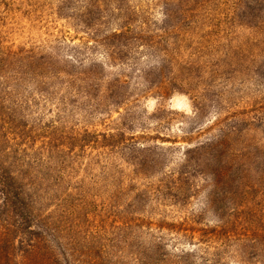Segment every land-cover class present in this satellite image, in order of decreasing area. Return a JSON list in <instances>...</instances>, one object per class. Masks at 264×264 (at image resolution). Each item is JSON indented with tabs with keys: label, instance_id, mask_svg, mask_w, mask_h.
I'll return each mask as SVG.
<instances>
[{
	"label": "trees",
	"instance_id": "16d2710c",
	"mask_svg": "<svg viewBox=\"0 0 264 264\" xmlns=\"http://www.w3.org/2000/svg\"><path fill=\"white\" fill-rule=\"evenodd\" d=\"M156 1L159 20L134 0H113L114 26L92 28L89 11L73 19L85 36L60 68L31 56L35 90L57 108L47 125L27 126L0 97V264H264V0ZM174 93L194 112L166 169L152 142L178 112L159 108L144 117L150 128L131 109ZM77 105L118 116L106 132L68 128ZM86 148L125 164L129 183L148 181L129 209L95 212L66 182L62 171ZM145 200L155 206L139 209Z\"/></svg>",
	"mask_w": 264,
	"mask_h": 264
},
{
	"label": "rangeland",
	"instance_id": "374dc122",
	"mask_svg": "<svg viewBox=\"0 0 264 264\" xmlns=\"http://www.w3.org/2000/svg\"><path fill=\"white\" fill-rule=\"evenodd\" d=\"M132 1L119 0V3L125 8ZM134 2L147 11L152 20L161 19V6L156 0H134ZM97 6L99 8L96 11ZM113 6V0H0V97L4 98L6 107L13 108L24 118L27 126L47 125L55 116L57 109L53 104L44 103L36 92L30 79L28 60L32 55L39 58L48 56L56 61L60 68L68 62V56L71 55L69 47L72 44H80V39L85 36V29L79 27L80 25L76 30L74 29L73 19L89 11V15L83 17L91 21L92 28L101 22L109 24V27L114 26L115 21L108 18L109 14H112ZM246 88L253 87L243 86L242 89L248 91ZM79 102L82 100L80 99ZM86 107L77 105L73 109L70 107L67 109L64 121L68 128L106 132L109 128L108 124L118 116L114 111L106 115L90 111ZM159 108L165 113L172 110L178 112L174 116V121L158 131L159 137L163 139L152 142L165 149L166 169H170L181 153L180 148L185 146L180 138L182 136L180 128L189 126L185 125V122L194 112L193 104L191 99L182 93H174L165 100L148 97L141 99L137 106L131 109V114H135L136 122H145L147 126L153 128L155 123L144 117L154 114ZM214 115L213 109L207 110L202 122L213 120ZM151 131V134H155L154 130ZM131 132L138 134L140 129L135 127ZM98 152L99 150L90 148L78 152L62 174L67 178L66 182L85 193L87 201H93L91 209L95 208V212L104 205L110 204L111 213L118 214L117 211L130 208L129 204L133 197L144 191L148 181L138 179L129 183L128 167L114 159V156L110 155L107 158L98 155ZM117 184L122 192L113 198L111 195L115 194L114 187ZM109 197L111 200L108 199ZM200 199L192 202L190 207L198 209L201 204ZM148 206L155 204L145 200L137 207L142 209Z\"/></svg>",
	"mask_w": 264,
	"mask_h": 264
}]
</instances>
